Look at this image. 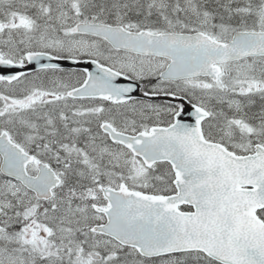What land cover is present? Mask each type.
Wrapping results in <instances>:
<instances>
[{"label": "snow or ice", "instance_id": "obj_1", "mask_svg": "<svg viewBox=\"0 0 264 264\" xmlns=\"http://www.w3.org/2000/svg\"><path fill=\"white\" fill-rule=\"evenodd\" d=\"M0 264H264V0H0Z\"/></svg>", "mask_w": 264, "mask_h": 264}]
</instances>
